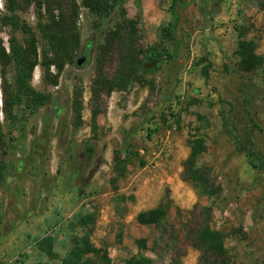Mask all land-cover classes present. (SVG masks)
<instances>
[{
  "label": "rangeland",
  "instance_id": "374dc122",
  "mask_svg": "<svg viewBox=\"0 0 264 264\" xmlns=\"http://www.w3.org/2000/svg\"><path fill=\"white\" fill-rule=\"evenodd\" d=\"M124 8L137 23L134 51L160 45L175 56L127 90L94 102L103 30L115 28L118 19L100 28L81 10L76 60L83 61L66 67L58 87L43 83L42 68L34 73L33 87L52 101L31 119L27 139L7 161L0 184V264H49L36 245L47 235L59 239L55 251L63 258L70 220L88 212L97 214L92 240L108 250L113 264L141 253L139 239L148 241L144 254L155 264H171L176 255L183 264H201L194 236L206 207L224 235L230 264H264V66L248 73L236 55L241 26L264 57V0H126ZM23 18L36 26L34 9ZM121 56L119 49L109 54L108 78L116 76ZM78 87L84 125L76 129ZM95 109L101 112L97 133ZM196 139L205 140L199 164L221 186L220 198L201 196L184 179ZM118 160L126 174L115 181ZM118 197L126 200L118 204ZM162 204L169 205L163 229L137 222L140 213Z\"/></svg>",
  "mask_w": 264,
  "mask_h": 264
},
{
  "label": "trees",
  "instance_id": "16d2710c",
  "mask_svg": "<svg viewBox=\"0 0 264 264\" xmlns=\"http://www.w3.org/2000/svg\"><path fill=\"white\" fill-rule=\"evenodd\" d=\"M125 1L0 0V184L4 180V172L9 171L8 159L16 154L27 139L28 123L52 101L51 94L39 92L32 85L37 68H42V80L46 86L58 87L66 67L83 61L76 60L82 50L79 27L82 9L89 11L100 28L118 19L115 28L103 30L105 42L99 46L97 76L92 87L94 102L103 95L127 90L140 80V75L158 72L163 64L175 56V53H170L160 45L134 51V39L131 38L136 36L137 23L128 18ZM30 9H34L37 21L35 27L23 18ZM236 31L239 35L236 55L240 67L248 73L262 69L264 57L257 53V44L248 39V31L243 27H238ZM166 32L173 44V30L168 29ZM115 49H119L122 55L121 63L116 76L110 79L104 67L109 54ZM139 54L142 55L141 60ZM83 110V90L78 87L72 102L76 129L84 125ZM100 113L95 109L92 114L94 133H97ZM206 150L204 139L191 142L184 179L193 182L201 196L213 200L221 197L222 188L214 184L209 169L199 164ZM123 163L118 160L115 181L126 174ZM125 200V197H118L116 202L121 204ZM168 211L169 205L162 204L156 209L140 213L137 222L141 226L163 229ZM212 218L213 209L204 208L194 236V245L201 253V264H230L224 235L213 227ZM96 222L95 212L78 213L70 220L63 236L69 242V248L63 258L55 251L59 239L52 235L37 238L36 245L50 261L49 264H57L58 261L59 264H113L108 250L98 248L92 240ZM136 245L141 253L125 264H155L153 259L144 254L149 249L148 241L139 239ZM171 264H183L181 257L174 256Z\"/></svg>",
  "mask_w": 264,
  "mask_h": 264
}]
</instances>
